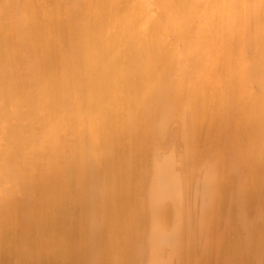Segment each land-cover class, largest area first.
I'll use <instances>...</instances> for the list:
<instances>
[{
    "label": "bare ground",
    "instance_id": "1",
    "mask_svg": "<svg viewBox=\"0 0 264 264\" xmlns=\"http://www.w3.org/2000/svg\"><path fill=\"white\" fill-rule=\"evenodd\" d=\"M0 264H264V0H0Z\"/></svg>",
    "mask_w": 264,
    "mask_h": 264
}]
</instances>
